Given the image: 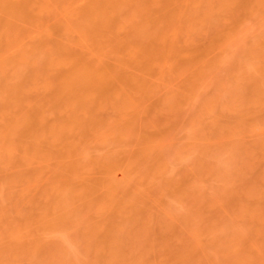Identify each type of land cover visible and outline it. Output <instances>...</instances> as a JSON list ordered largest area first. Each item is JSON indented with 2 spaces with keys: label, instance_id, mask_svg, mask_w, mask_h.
Wrapping results in <instances>:
<instances>
[{
  "label": "rangeland",
  "instance_id": "rangeland-1",
  "mask_svg": "<svg viewBox=\"0 0 264 264\" xmlns=\"http://www.w3.org/2000/svg\"><path fill=\"white\" fill-rule=\"evenodd\" d=\"M67 1L33 4L40 22L59 24L65 53L132 67L106 94L59 104L56 38L0 25V264H264V0H173L172 20L166 0L128 1L112 28L99 26L101 43L74 13L84 2ZM144 30L153 38L140 42ZM33 110L46 121L37 144L9 132Z\"/></svg>",
  "mask_w": 264,
  "mask_h": 264
},
{
  "label": "bare ground",
  "instance_id": "bare-ground-1",
  "mask_svg": "<svg viewBox=\"0 0 264 264\" xmlns=\"http://www.w3.org/2000/svg\"><path fill=\"white\" fill-rule=\"evenodd\" d=\"M40 1V0H39ZM38 0H37V2H39ZM62 2H63V0H61ZM68 1H70V2H68ZM67 1V3H66V5H68V6H70V4H71V9H73L75 6L74 5H76L78 2L77 1H79V4L83 1L84 2V4L82 5V4H80V5H78V6H80V9H78V7H76V9L75 10H78V12L77 11H75L74 13H76V16L78 17V19L80 18L79 16H81V18L82 19H80L81 21H84L83 23H82V29H83V27L85 28V29H87L88 27H90V28H96V30L99 28V26H100V28H102L103 27V29L104 28H108L107 30H109L110 28H112L114 25H115V23H116V21H117V17H118V14L119 13H121L120 11H121V9H122V6H124V4L126 3H128V1H131V3H132V1H134V0H68ZM81 1V2H80ZM139 0H136V2L135 3H137L138 4V6H139V9H141L140 7H141V4H143L144 5V3H146V2H142V1H144V0H140L139 2H141V3H139L138 2ZM145 1H150V0H145ZM152 1V0H151ZM150 1V2H151ZM154 1V0H153ZM156 1H159V3L160 2H162V1H160V0H155L153 3H150L151 4V6H150V8H152V5L153 4H156ZM176 0H174V3H176V7H177V5H179V2L180 1H176ZM36 2V0H0V25H5V27H7L8 29L9 28H13V27H18V28H21V27H23L24 29H29V27H30V29H31V27L33 28V29H35L36 31L38 30V31H40V33H42V35L43 36H45V37H50V36H53L54 35V33H55V31L56 30H54V28H56L57 27V30H59L60 29V26L58 27L57 26V24L58 23H56L55 22V25L54 26H52V25H49V24H47V23H42V22H40V16H39V13H41V12H39V13H37V12H35V10L37 9H34L33 8V4ZM77 2V3H76ZM82 2V3H83ZM148 2L146 3L147 5H148ZM166 3H164L165 4V6H163L164 4H163V2H162V6L164 7L163 9H162V7H161V11H160V14H161V16L162 15H165V17H162V18H165V19H167L166 17H169L170 16V20H172L174 17H172V16H174V15H176V13L178 14L180 11V9L177 11L176 10V8L174 7L175 6V4H173L172 2H173V0H166L165 1ZM177 2H178V4H177ZM242 2H243V0H242ZM68 3H70V4H68ZM72 3L74 4L73 5V8H72ZM130 3V4H131ZM134 3V2H133ZM159 3H157V4H159ZM182 3V2H181ZM180 3V5L182 6V4ZM51 4V3H50ZM174 5V6H172V5ZM243 4V3H242ZM81 5H82V7H81ZM136 5V4H135ZM170 5V6H169ZM62 6V5H61ZM68 6H62V7H64V9L62 10V11H66L67 9H69V8H67ZM145 6V5H144ZM154 6V5H153ZM158 6V5H157ZM156 6V7H157ZM168 7L169 9H170V12H172L171 11V9L173 10L174 8V10L176 11L174 14H173V12L172 13H170L169 11H167V12H169L167 15H169V16H167L166 15V13L164 14L163 12H165L166 10H168V8L164 11V9H165V7ZM242 6V5H241ZM133 7H135V6H133ZM148 7H149V5H148ZM148 7H146V8H148ZM171 7V8H170ZM172 7H174V8H172ZM184 7H186V6H184ZM187 7H188V5H187ZM159 8H160V6H159ZM178 8V7H177ZM62 9V8H61ZM125 9V8H124ZM138 9V10H139ZM142 9H144L143 7H142ZM57 10V9H56ZM59 10V9H58ZM151 11H152V9H150ZM173 10V11H174ZM40 11V10H39ZM69 10H67L66 11V14H68L67 12H68ZM70 11H72V10H70ZM74 11V10H73ZM143 11V10H142ZM148 11V9L146 10V12ZM158 11V12H159ZM183 11V10H182ZM189 11V10H188ZM140 12V11H139ZM138 12V13H139ZM146 12H144L143 11V13H146ZM148 12H150V11H148ZM154 12V11H153ZM61 14H62V12H60ZM71 14L73 13V12H70ZM77 13H78V15H77ZM152 13V12H151ZM63 14H64V12H63ZM71 14H69V15H71ZM80 14V15H79ZM149 14V13H148ZM156 14V13H155ZM159 14V13H158ZM158 14H157V16L155 15V16H152L151 14H149V15H147L146 17V19H147V23L149 22V21H152V22H154L153 20H152V18H154V17H156V18H154L155 20H158ZM184 14V13H183ZM186 14V13H185ZM143 15V14H142ZM146 15V14H145ZM172 15V16H171ZM187 15V14H186ZM42 16V15H41ZM61 16V15H60ZM73 16V15H72ZM71 16V17H72ZM121 16V15H120ZM177 16V15H176ZM61 17H63V16H61ZM66 17V16H65ZM145 17V16H144ZM60 17H58V19H59ZM176 18V17H175ZM57 19V20H58ZM63 19L64 18H62V21H63ZM70 19V18H69ZM75 19V18H74ZM141 19V18H140ZM182 19V18H181ZM60 20V19H59ZM164 20V19H163ZM168 20V19H167ZM166 20V21H167ZM177 20V19H176ZM53 21H54V19H53ZM64 21H66V19L64 20ZM86 22V23H85ZM143 22H144V20H143ZM142 22V23H143ZM151 22V23H152ZM161 22V23H160ZM165 22V21H164ZM3 23V24H2ZM68 23V22H67ZM141 23V22H140ZM147 23H146V26H147ZM150 23V22H149ZM150 23V24H151ZM156 23V22H155ZM173 23H176V22H172V24ZM158 24L159 25H161V24H163L162 23V21H159V23H157L156 25L158 26ZM167 24V23H166ZM171 24V23H170ZM170 24H169V26L168 27H170ZM59 25V24H58ZM61 25V24H60ZM136 26H137V24H135ZM143 25H145V23L143 24ZM67 26L68 25H66V28H67ZM88 26V27H87ZM136 26H135V28H136ZM138 27V26H137ZM140 28H143V27H141V26H139ZM148 27V26H147ZM17 28V29H18ZM59 28V29H58ZM62 28V27H61ZM99 28V29H100ZM133 28L134 27H132V30H133ZM148 28H150V27H148ZM147 28V29H148ZM97 30V31H99V32H97V31H95V37L93 38V36H92V38H93V40L94 41H96L97 40V43L99 42V43H101L100 41H102V39L100 38V36L102 37V38H104L102 35H101V33H100V31H101V29L100 30ZM145 29V28H144ZM151 29V28H150ZM170 29V28H169ZM169 29H167V30H169ZM67 30V29H66ZM65 30V31H66ZM81 30V29H80ZM88 30V29H87ZM136 29H134V31H135ZM164 30H165V28H164ZM165 31V32H168V31ZM14 31V30H13ZM83 31V30H82ZM133 31V32H134ZM149 31V30H148ZM148 31H146V30H144L143 32L145 33V34H140L143 38H141V41L140 42H142V40L146 37L147 38V40H148V38L149 39H152L153 38V36H152V32H149L148 33V35H150V36H152V37H147V35H146V33L148 32ZM170 31V30H169ZM24 32V31H23ZM32 32V31H31ZM83 32H86V33H89L88 31H86V30H84ZM139 31H137V33H138ZM140 32H142V29H141V31ZM164 32V33H165ZM34 33H35V31H34ZM37 33V32H36ZM58 33H59V31H58ZM82 33V32H81ZM97 33L99 34V35H97ZM130 33H132V32H130ZM135 33V32H134ZM133 33V35H135ZM136 33V36H138V34ZM163 33V34H164ZM169 33V32H168ZM167 33V34H168ZM66 34V33H65ZM83 34H85V33H83ZM163 34H161V32H160V35H162L163 36ZM167 34L166 35H164L163 36V40L165 39L166 40V38L165 37H168L167 36ZM61 35V34H60ZM60 35H59V37H60ZM56 37L58 36V35H55ZM55 36H53V37H55ZM85 36H86V34H85ZM97 36H99V37H97ZM105 36H110V35H105ZM170 36V35H169ZM52 37V38H53ZM55 37V38H56ZM63 37V36H62ZM84 37V36H83ZM155 37V36H154ZM86 38V37H85ZM107 38V37H106ZM113 38V37H112ZM111 38V39H112ZM138 38H139V36H138ZM157 38V37H156ZM173 38V37H172ZM101 39V40H100ZM114 39V38H113ZM160 37H159V39L157 38V40H158V42H161V40H162ZM40 40H42V39H40ZM56 40V48H55V50L57 51V53L58 54H60L59 55V57L61 56V58H63V59H65V60H63V59H60L59 57H58V55H56L57 56V61L59 62V60H62V62H63V66H64V73L62 74V75H58L56 78H57V83H56V85H55V87H53V89H54V99H55V101L57 100V102H59V104H62V103H67L68 102V100H69V98H71L72 96H70V95H72L73 93L75 94V92L78 90V92H82V93H84L85 92V90L84 89H86V91H87V94L89 93V92H91L92 93V91L93 90H95V91H98V92H106L105 90H107L108 88L110 89V88H112L111 86H113L114 84H116V83H118V81H120L121 79H127L128 78V76L127 75H129V74H127L128 73V70L129 69H127V67L128 68H131L132 66L130 65V63H127L126 61L124 62L123 61V59L121 58V60H120V58L117 56V58H119V59H109V60H105V59H103V61L102 62H104L102 65H101V63L100 62H98V63H100V64H98L96 61V63L95 64H92L91 62H90V64H88V62H87V60H88V58H87V53L85 54V51H84V53H82L81 52V54L80 53H76V55H78V54H80V56L78 55V56H75L74 54V56L73 55H71L70 54V52H73L72 50L69 52V54H66L65 53V51H67L69 48H70V46L68 47V44L67 43H69V42H66V41H64V42H66V43H64L63 42V40L64 39H61V37L60 38H56L55 39ZM54 40V41H55ZM108 40V39H107ZM146 40V39H145ZM145 40H143V42L145 41ZM146 40V41H147ZM157 40L155 39V41L157 42ZM162 40V41H163ZM168 40V39H167ZM169 40H170V38H169ZM168 40V41H169ZM171 40H173V39H171ZM170 40V41H171ZM113 41V40H112ZM117 41V40H116ZM116 41H115V43H116ZM145 41V42H146ZM153 41V40H152ZM154 41V42H155ZM168 41H165L166 43L168 42ZM174 41V40H173ZM85 42V41H84ZM108 42V41H107ZM114 42V41H113ZM139 42V43H140ZM153 42V43H154ZM172 42V41H171ZM171 42H169V43H167L168 45L166 46V44L164 45V47H166L167 49V51L169 52V53H171V55H173L174 54V50H175V48H173V47H175L174 45V43H173V47L171 48V46H172V44H171ZM48 43V42H47ZM83 43V42H82ZM81 43V44H82ZM90 43V42H89ZM105 43V42H104ZM109 43H111V40H110V42H108V46H110V44ZM114 43V44H115ZM179 43V42H178ZM65 44H67V45H65ZM103 44V43H102ZM106 44V43H105ZM112 44V43H111ZM144 43H142V45H143ZM115 45H118L119 46V44H115ZM151 45V44H150ZM153 45V44H152ZM157 45V44H156ZM159 45H162V43H160ZM158 45V46H159ZM67 46V47H66ZM84 46V45H83ZM104 46V45H103ZM117 46V47H118ZM140 46V45H139ZM144 46H146V44H144L142 47L144 48ZM178 46V45H177ZM82 47V46H81ZM114 47V45H112V47L111 48H113ZM141 47V48H142ZM68 48V49H67ZM93 48V47H92ZM109 47H107L106 48V50L108 49ZM116 48V47H115ZM137 48H138V46H137ZM136 48V49H137ZM156 48H159V47H156ZM162 48V47H161ZM71 49V48H70ZM69 49V50H70ZM118 49V48H117ZM149 49H150V47H149ZM174 49V50H173ZM68 50V51H69ZM109 50L110 49H108V52H109ZM113 50H114V48H113ZM138 50H139V48H138ZM138 50H136L137 52H138ZM141 50V49H140ZM143 50V49H142ZM148 50V49H147ZM153 50H154V48H153ZM156 50V49H155ZM159 50V49H158ZM157 50V51H158ZM165 50V52H163L164 54H162V53H159V54H162V55H160V56H162V57H164V55L166 56V54H167V51ZM171 50H173V52L171 51ZM178 50H179V48H178ZM185 50V49H184ZM183 50V51H184ZM2 51V50H1ZM55 51V52H56ZM67 51V52H68ZM80 51H82V50H80ZM87 51V50H86ZM100 51V50H99ZM116 51V50H115ZM144 51V50H143ZM151 51V50H150ZM177 51V50H176ZM89 52V51H88ZM95 52V51H94ZM177 52H179V53H177L176 55L174 54L173 56H178V54L180 55L181 53H180V51H177ZM186 52V51H185ZM1 53V52H0ZM92 53H93V51H92ZM148 53V52H147ZM156 53V52H155ZM168 53V57L170 56V54ZM173 53V54H172ZM99 55H100V53H98ZM152 54V53H151ZM1 55H2V53H1ZM67 55V56H66ZM70 55H71V57H70ZM87 55V56H86ZM98 55V56H99ZM118 55V54H117ZM138 55V54H137ZM140 55H141V53H140ZM73 56V57H72ZM102 56V55H101ZM109 56V55H108ZM122 57H124L123 55H121ZM150 56V55H149ZM149 56H145V57H148L149 58ZM160 56H156V57H160ZM172 56V57H173ZM66 57H68V59L66 58ZM69 57H70V60H69ZM103 57H105V56H103ZM138 57V56H137ZM140 57H142V56H140ZM139 57V58H140ZM144 57V56H143ZM152 58H153V55L151 56ZM1 58V57H0ZM161 58V57H160ZM160 58H158L157 60H159ZM175 58V57H174ZM173 58V59H174ZM67 59V60H66ZM145 59H147V58H145ZM151 59V58H150ZM149 59V60H150ZM162 59V58H161ZM98 60H99V58H98ZM105 60V61H104ZM153 60V59H152ZM154 60H155V58H154ZM156 60V61H157ZM163 60H165L164 58H163ZM68 62L69 64L68 65H66L65 63L66 62ZM101 61V60H100ZM139 61V60H138ZM141 61V60H140ZM146 61H148V60H146ZM155 61V62H156ZM122 62V63H121ZM129 62V61H128ZM142 62V61H141ZM153 62V61H152ZM172 62V61H171ZM178 62V61H177ZM57 63V62H56ZM55 63V64H56ZM61 62H59V64H60ZM124 63V64H123ZM139 63V62H138ZM137 63V64H138ZM164 63H165V61H164ZM173 63V62H172ZM54 63H52V65H53ZM54 64V65H55ZM123 64V65H122ZM130 65L131 67H129V66H126V67H124V65ZM169 64V63H168ZM48 65V64H47ZM53 65V66H54ZM58 65V64H57ZM133 65V64H132ZM143 65V64H142ZM148 65H150V64H148ZM148 65H146V66H148ZM152 65V64H151ZM63 66H62V68H63ZM67 66V67H66ZM124 67V69H121V68H123ZM135 66V65H134ZM137 66V65H136ZM145 66V65H144ZM121 67V68H120ZM140 67V66H139ZM149 67H151V66H149ZM58 68H60V67H58ZM58 68H57V70H58ZM62 68H61V70H62ZM65 68H67V69H65ZM134 68V67H133ZM132 68V70L131 71H133V70H135V69H133ZM153 68V67H152ZM155 69V68H154ZM153 69V70H154ZM55 70H56V65H55ZM60 70V69H59ZM66 70V71H65ZM136 70H138V68L136 69ZM135 70V72H137ZM139 71V70H138ZM59 72V71H58ZM134 72V71H133ZM140 72V71H139ZM152 72V71H151ZM130 73V72H129ZM135 74V73H134ZM138 74V73H137ZM156 74V73H155ZM145 75H147V73L145 74ZM142 76V75H141ZM140 76V77H141ZM133 77H136V75H132V81L134 82L135 80V82H137V78H138V80H140L139 78V76L138 77H136V79L135 78H133ZM148 78V77H147ZM147 78H146V80H147ZM135 79V80H134ZM145 79V78H144ZM130 80V79H129ZM53 81V80H52ZM131 81V82H132ZM149 81V80H148ZM124 82H126V81H124ZM140 82H142V81H140ZM122 83V82H121ZM127 83V82H126ZM146 83V81L144 82V84ZM148 83V82H147ZM119 84V83H118ZM118 84H116L115 86H117ZM131 84V83H130ZM138 84V83H137ZM137 84H136V86H137ZM120 85V84H119ZM125 85V84H124ZM127 85V84H126ZM131 85H133V84H131ZM139 85V84H138ZM150 85V84H149ZM122 86V85H121ZM128 86V85H127ZM141 86H143V85H141ZM141 86H139V87H141ZM146 86H147V84H146ZM4 87V86H3ZM123 87V86H122ZM125 87V86H124ZM130 87V86H129ZM134 87V86H133ZM139 87H136V88H139ZM145 86H143V88H144ZM49 88H51V87H49ZM49 88H48V90H49ZM114 88V87H113ZM130 88H132V86L130 87ZM135 88V89H136ZM146 88V87H145ZM11 90V89H10ZM13 90V89H12ZM47 90V91H48ZM52 90V89H51ZM81 90H83V91H81ZM112 90H114V89H112ZM138 90H140V89H138ZM143 90V89H142ZM141 90V91H142ZM6 91V90H5ZM14 91V90H13ZM20 91V90H19ZM43 91V90H42ZM42 91H40L41 93H42ZM135 91V90H134ZM147 91V90H146ZM7 92H8V90H7ZM109 92H111V91H109ZM108 91H107V93H109ZM138 92V91H137ZM6 93V92H5ZM9 93H11V91L9 92ZM20 93V92H19ZM41 93L40 94H38V95H41ZM44 93H45V90H44ZM53 93V92H52ZM81 93V94H82ZM99 93V94H100ZM140 93V92H139ZM16 94V93H15ZM43 94V93H42ZM46 94V93H45ZM106 94V93H105ZM104 94V95H105ZM112 94V93H111ZM8 95V94H7ZM52 95V96H53ZM108 95H110V94H108ZM36 96V95H35ZM42 96V95H41ZM98 96V95H97ZM106 96V95H105ZM38 97V96H37ZM36 97V98H37ZM10 98V97H9ZM17 98V97H16ZM18 98H19V95H18ZM17 98V99H18ZM21 98V97H20ZM19 98V99H20ZM41 98H43V97H41ZM45 98V97H44ZM52 98V100H54ZM73 98V97H72ZM12 99V98H11ZM16 99V100H17ZM103 99V98H102ZM43 100V99H42ZM71 100V99H70ZM145 100H146V98H145ZM27 101V100H26ZM40 101V100H39ZM74 101V100H73ZM9 102V101H8ZM31 102V101H30ZM43 102V101H42ZM42 102H40L41 103V105H42ZM61 102V103H60ZM72 102V101H71ZM149 102V101H148ZM12 103V102H11ZM16 103H17V101H16ZM18 103H21V101L19 102L18 101ZM50 103V102H49ZM28 104V103H27ZM27 104H22L21 103V106H24V105H26L27 106ZM52 104V103H51ZM58 104V105H59ZM77 104V103H76ZM34 106L36 105V102H35V104H33ZM69 105V104H68ZM21 106H20V108H21ZM29 107H30V105H28ZM27 106V107H28ZM38 106H39V104H38ZM55 106H57V105H55ZM33 107V106H32ZM31 107V108H32ZM37 107V106H36ZM36 107H33V108H36ZM79 107V106H78ZM82 107V106H81ZM19 108V109H20ZM25 108V107H24ZM23 108V109H24ZM95 108V107H94ZM38 107H37V111L36 112H38ZM54 109V108H53ZM25 110H27V109H25ZM43 110V109H42ZM32 111V110H31ZM35 110H33V113H34V116L32 115V119L30 118V120H29V118H28V120L29 121H27L26 120V122H25V117L23 116L22 117V115H21V118H19L18 117V120H16L15 122H13L11 125H10V127L11 128H9L10 130H9V132L10 131H12V133H13V131H19V132H22V133H24L25 135H29V136H32L33 138H34V135L36 136L37 134H38V132L41 134L42 133V131L40 132V126L41 125H44V124H42L43 123V121H45V119L42 121H40V119H38L39 118V116L43 119L44 117L42 116L43 115V113H40L39 112V116H36V114H35V112H34ZM39 111H41V107H40V109H39ZM22 112V111H21ZM27 112V111H26ZM42 112V111H41ZM23 113V112H22ZM25 113V112H24ZM24 115V114H23ZM31 115V114H30ZM74 115V114H73ZM19 116V115H18ZM30 117V116H29ZM37 117V118H36ZM76 116H74L73 117V119L75 118ZM17 118V117H16ZM77 118V117H76ZM73 119H71V120H73ZM78 119V118H77ZM77 119L75 120V121H77ZM13 121V120H12ZM74 121V122H75ZM78 121H79V119H78ZM42 122V123H41ZM46 122V121H45ZM70 124V123H69ZM73 124V123H72ZM47 125V124H46ZM74 125V124H73ZM60 127V126H59ZM81 127V126H80ZM84 127V126H83ZM64 128V127H63ZM41 129H42V126H41ZM48 129H51V127L50 128H48ZM59 129V128H58ZM7 130H8V127H7ZM39 130V131H38ZM59 130H61V129H59ZM58 130V131H59ZM64 131V133L65 134H60L62 137H64V135H67L68 133L66 132V129H63ZM70 130V129H69ZM50 131V130H49ZM57 131V132H58ZM62 131V130H61ZM71 131V130H70ZM11 133V134H12ZM50 133V132H49ZM51 133H52V131H51ZM48 134L50 137L52 136V135H54V134ZM67 133V134H66ZM70 133V132H69ZM40 134L38 135V136H36V137H38L37 139H36V143L35 144H37V142H39V138H41V137H39L40 136ZM58 134V133H57ZM21 135V134H20ZM23 135V134H22ZM21 135V136H22ZM56 135V134H55ZM59 135V136H60ZM60 136V137H61ZM28 137V136H27ZM60 137L59 138H57L58 140L60 139ZM29 139V138H28ZM51 139V138H50ZM50 139H48V140H50ZM63 138H61L60 140H62ZM41 140V139H40ZM42 141V140H41ZM55 141V140H54ZM69 141V140H68ZM67 141V142H68ZM47 142V141H46ZM48 142H50V141H48ZM70 142H71V140H70ZM70 142H68L70 145L72 144V143H70ZM31 143H34L33 141L31 142ZM50 143H53L52 141L50 142ZM74 144V143H73ZM62 145V144H61ZM65 145V144H64ZM69 145V146H70ZM75 145V144H74ZM40 146V145H39ZM66 146H67V144H66ZM66 147V148H69L70 149V147ZM73 146V145H72ZM71 146V147H72ZM37 146L35 145V148H36ZM38 148V147H37ZM36 148V149H37ZM60 148H62L63 149V151H61L62 149H60V151H61V154L62 155H64L65 153H67V155L69 154V149H64L63 148V146L62 147H60ZM40 149V148H39ZM78 149V148H77ZM76 149V150H77ZM59 150V149H58ZM73 149H71L70 150V155H73V154H71V151H72ZM63 152H65L64 154H63ZM79 153V152H78ZM60 155V154H59ZM62 155H61V158L62 159H64V156H67V155H64L63 157H62ZM69 155V156H70ZM76 157V156H75ZM75 159H77V158H75ZM67 160H68V158H67ZM72 160V159H71ZM116 163V162H115ZM115 165V164H114ZM116 166V165H115ZM117 167V166H116ZM111 168V167H110ZM77 169V168H76ZM112 171V170H111ZM113 172V171H112ZM71 173V172H70ZM69 173V174H70ZM73 173V172H72ZM103 173V172H102ZM81 174V173H80ZM82 175V178H80V179H83V177H85L84 175H83V173L81 174ZM97 175V174H96ZM106 175V174H105ZM79 176V175H78ZM77 176V178H78V180H79V177ZM108 176V175H107ZM73 178V177H72ZM69 180V179H68ZM73 180H74V178H73ZM76 178H75V182H76ZM90 180V179H89ZM71 181V180H70ZM84 181V180H83ZM82 180H81V182H83ZM81 182H79V183H77V184H81ZM85 183V182H84ZM98 184V183H97ZM97 184H96V186H97ZM88 185V184H87Z\"/></svg>",
  "mask_w": 264,
  "mask_h": 264
}]
</instances>
